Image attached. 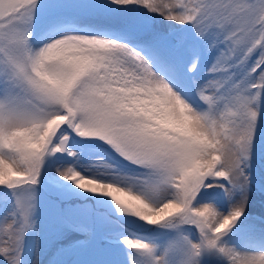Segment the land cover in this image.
I'll return each mask as SVG.
<instances>
[{
    "label": "snow or ice",
    "instance_id": "obj_1",
    "mask_svg": "<svg viewBox=\"0 0 264 264\" xmlns=\"http://www.w3.org/2000/svg\"><path fill=\"white\" fill-rule=\"evenodd\" d=\"M0 201V264H264V0H0Z\"/></svg>",
    "mask_w": 264,
    "mask_h": 264
},
{
    "label": "rangeland",
    "instance_id": "obj_2",
    "mask_svg": "<svg viewBox=\"0 0 264 264\" xmlns=\"http://www.w3.org/2000/svg\"><path fill=\"white\" fill-rule=\"evenodd\" d=\"M3 204H2V201H0V208H2ZM130 231H133V232H136L135 230L133 229H130ZM126 247V246H125Z\"/></svg>",
    "mask_w": 264,
    "mask_h": 264
},
{
    "label": "trees",
    "instance_id": "obj_3",
    "mask_svg": "<svg viewBox=\"0 0 264 264\" xmlns=\"http://www.w3.org/2000/svg\"><path fill=\"white\" fill-rule=\"evenodd\" d=\"M133 230H135V229H133ZM135 231H137V230H135Z\"/></svg>",
    "mask_w": 264,
    "mask_h": 264
}]
</instances>
